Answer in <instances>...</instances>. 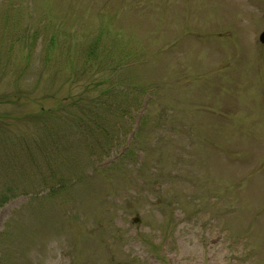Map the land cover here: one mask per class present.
I'll list each match as a JSON object with an SVG mask.
<instances>
[{
  "label": "rangeland",
  "instance_id": "1",
  "mask_svg": "<svg viewBox=\"0 0 264 264\" xmlns=\"http://www.w3.org/2000/svg\"><path fill=\"white\" fill-rule=\"evenodd\" d=\"M263 29L264 0H0V264H264Z\"/></svg>",
  "mask_w": 264,
  "mask_h": 264
},
{
  "label": "trees",
  "instance_id": "2",
  "mask_svg": "<svg viewBox=\"0 0 264 264\" xmlns=\"http://www.w3.org/2000/svg\"><path fill=\"white\" fill-rule=\"evenodd\" d=\"M107 78H105V80H106ZM132 88H130V90H131ZM144 89H148V90H152V87H148V88H142L141 86L138 88V89H136V92L137 91H141V92H143L142 90H144ZM118 90H117V87L116 86H114V85H110L109 87H107L106 88V90L104 91V95H106L107 97H112L114 94H112V93H115V92H117ZM106 101H104V103H105ZM108 113V112H107ZM102 114H98V116H101Z\"/></svg>",
  "mask_w": 264,
  "mask_h": 264
},
{
  "label": "water",
  "instance_id": "3",
  "mask_svg": "<svg viewBox=\"0 0 264 264\" xmlns=\"http://www.w3.org/2000/svg\"><path fill=\"white\" fill-rule=\"evenodd\" d=\"M259 40H260L261 42H264V30L260 33V35H259ZM135 221H137V219H135Z\"/></svg>",
  "mask_w": 264,
  "mask_h": 264
}]
</instances>
